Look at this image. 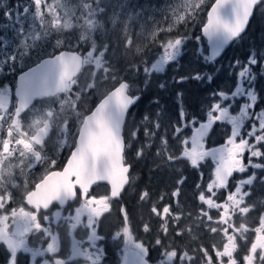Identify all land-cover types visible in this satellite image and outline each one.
Wrapping results in <instances>:
<instances>
[{"label": "snow or ice", "instance_id": "6c2138e0", "mask_svg": "<svg viewBox=\"0 0 264 264\" xmlns=\"http://www.w3.org/2000/svg\"><path fill=\"white\" fill-rule=\"evenodd\" d=\"M204 2L205 0H178L175 5L170 6V9H166V14L167 11H171L174 22L169 24L165 31L170 32L176 24L187 23L189 19H193L198 10H201V5ZM260 2H264V0H216L212 4L207 12V22L202 29L203 35L207 37L213 49L211 56L204 57L205 61L214 60L225 44L244 31L254 6ZM23 12L27 13L28 7H24ZM92 26L93 22L89 21V27ZM65 27L70 30L72 26L67 24ZM20 30L23 32V28ZM50 35L47 32H39L31 37L33 44L22 42L19 54H10V67H14L17 60H23L29 56L31 50L41 47V44L46 42V38ZM68 39L71 38L57 40L53 45L55 49L67 48L68 50H60L58 54H48V58H38L35 67H29L27 71L19 75L18 81L14 82L15 103L10 105V86L0 87V165L5 161L11 165L9 169L0 166V185L4 183L3 177L5 175L11 180L9 190L4 196H0V244L6 246V251L10 255L7 264H17L18 253L30 254L33 261L37 257H56L60 251L57 236L53 234L50 228L41 223L40 216L42 210L47 212L54 203L63 207L66 202L76 199L77 189H79L81 203L75 209V214L67 217V219L73 222L71 227L76 228L77 225L82 224L81 218L86 217V223H83L82 226L88 230L87 239L94 250L81 248L79 244L74 243L72 253L67 260L45 258L42 264H69V261L76 257L91 260L92 264H100L103 252L102 249L96 247V241L101 239L97 234V227L101 223L102 217L110 213L112 198L119 197L125 185L129 183L130 165L125 161L124 152L126 147L130 145L125 144L122 139L121 126L127 111L138 97L129 95V84L122 82L106 98H100L96 107L88 115L87 120L83 121V127L77 123L75 131H73L74 119L75 121L80 120V102L84 95H90L93 92L95 84L82 87L78 80L69 78L64 70L73 66L79 68L81 64L87 65L93 57H95V66L99 70L105 53L101 52L97 56L94 51L90 50L86 56L78 54L74 49L81 42H87L86 34H81L75 44H68L66 42ZM196 39L200 40L201 37L198 36ZM183 43V38L169 39L162 43L163 54L151 64L150 68L145 67L143 71L146 74L163 72L164 66L170 61H175L180 55V47ZM249 62L256 64L257 61L250 57ZM249 74L250 69L245 65L239 76L247 78ZM183 79L186 78L182 77L181 80ZM195 79H201V77L196 76ZM245 91L246 89L241 85L232 95L234 97L240 96ZM219 95L223 99L228 98L224 93H219ZM247 96L253 103L256 101V96L252 91H247ZM34 102H38L39 106ZM246 107L251 108L252 104H248ZM58 110L69 113L68 120L64 123L63 128L58 131V146L63 149L68 138L72 137L78 140V146L72 150L62 171H48L35 184L34 190L26 193L24 203L30 206L32 210L20 206L11 208L9 211L11 204L15 203L12 189L19 188L15 178L17 164L14 162L17 159L19 171L25 177L37 164H45L53 168L57 165V160L46 151V138H50V131L56 128L54 121L59 119ZM213 112L219 114L214 116ZM29 114H31L30 124L34 129V134L31 136H27L26 132L22 130V121ZM245 115L246 112L242 108L241 117L229 116L227 108H221L219 103L214 104L212 111L208 113V123L202 124L197 129L192 137L191 147H185L181 153V156L187 159L193 168H196L206 157H212L216 161L215 178L207 185V191L202 190L200 183L195 185L199 192V202L201 205L207 206V210H201V217H207L208 222H213L210 211L216 209L219 212V219L214 222L222 227H211V232L213 234L222 233L224 237V242L221 244L223 251L216 245L201 246L203 249L202 257L206 264H264V211L257 212V208L264 209V199L253 201L251 205L248 204L249 198L252 196L251 186L254 185L256 176L252 175L247 179L240 180L234 190L228 191L226 199L222 203L217 202L219 193L216 190H224L234 173H246L249 167L264 169V164L252 162V158H264V150L257 146L264 143V118L260 119L259 129L253 126L252 131L248 133L249 137L254 136L255 144L249 143L246 138H240L237 142L243 123L242 117ZM181 116L183 117L182 112ZM260 116L264 117V112ZM221 120H228L231 123V136L227 139L225 146L206 149L204 137L207 130L213 122ZM5 127L7 129L6 134ZM13 129L22 138L14 140ZM258 130L261 132L260 135H256ZM180 131L181 129L177 127L176 133ZM155 134V132L145 131L146 137ZM137 136L138 133L135 132L134 138ZM184 143L186 144L187 141ZM164 146L167 147L166 141ZM246 151L250 154L247 164L243 161ZM140 155L141 152H138L137 156ZM179 158L175 157L172 161ZM185 179L186 177L180 180L178 184L182 185ZM99 182H106L111 186L110 196L90 195L92 186ZM245 186H249L248 191L244 190ZM171 195L178 199L180 188L178 187ZM148 197L149 193L145 191L141 194L140 199L147 200ZM120 211L124 213L123 227L121 231L116 232L115 236L119 237L122 232L125 245L124 264H128L129 257L132 258V264H185V262L193 264L196 260V257L189 255L187 251L181 253L179 250H168L171 248V243L162 247L160 239H157L154 246L162 251L155 261L148 259L150 247L143 242H133L129 228V215L124 208H121ZM151 212L163 221L161 228L165 235H167L168 218L171 217L176 222L182 218L181 215L173 216L172 207L169 205L164 206L162 212L153 206ZM253 212L258 213V226L250 228L244 221ZM54 215L59 218L61 212L56 211ZM237 216L241 217L242 220L240 226L245 228L242 240L247 246L244 255L239 260L237 253L241 250L238 243L240 238L234 239L231 235L237 228L235 223ZM49 219L48 215L43 216L44 221H49ZM151 230L149 224H144L143 231L145 233ZM250 232L255 234V244L249 240ZM30 233H43L44 237L50 238V242L43 248H31L27 243V237ZM176 235L177 237L182 236L183 232H177Z\"/></svg>", "mask_w": 264, "mask_h": 264}, {"label": "rangeland", "instance_id": "374dc122", "mask_svg": "<svg viewBox=\"0 0 264 264\" xmlns=\"http://www.w3.org/2000/svg\"><path fill=\"white\" fill-rule=\"evenodd\" d=\"M214 1L205 0L204 4L201 5V10H198L193 19H189L187 23L176 24L170 32H167L165 29L168 28L169 24L174 22V17L171 16L170 10L166 14V9H170V6L175 5L178 0H99V2L97 0H0V4L4 8L3 13L0 15V87L10 86V105L15 103L11 94L17 74L37 63L40 57H47L48 54L58 53L60 50H68L67 48L55 49L53 47L55 41L70 37L71 39H68L66 42L68 44H75L81 34H86L87 42H81L74 50L85 56L90 50L94 51L97 56L101 52H104L105 55L102 58L99 70L95 66V57H93L88 61L87 65L83 64L82 73L76 79L82 87H86L92 83L95 84L93 92L90 95L83 96L79 106L80 113L91 104V107H94L100 98L104 97L110 89L117 86V83L123 79L125 76V73H122L124 61L127 63L131 59L135 60L137 58L141 63L136 62L135 77L130 78L132 82L131 90L133 91L131 94H140L141 98L144 95L147 99L146 102H150L147 95L150 98L152 94L160 95L156 97L158 100L157 105H153L150 102L147 107H142L146 108V110L143 113L144 117L139 118V120H143L140 122V125L148 130L149 125L153 127V125L162 121L161 124L166 128L165 133L170 135L171 140L174 138V145L179 146L178 151H180L182 147L191 144L192 129L201 123H208V113L212 111L214 104L219 103L221 108H227L232 116L241 117V109L243 108L246 93L234 98H228L225 103L221 101L219 96L215 97L214 94L225 92L228 96H231L238 86L242 85L246 88L250 81L255 79V75L252 76L250 74L247 78H241L239 73L245 65L241 66L237 70L235 82L224 80L219 82L220 85L227 87L226 91L211 90L207 99L201 95L199 99L191 98L189 109L194 110L199 108L193 115L192 120L187 121V118H182L176 122L171 121L168 123L166 114L176 106L170 100L171 95L168 96V90H166L168 84L174 79L176 83L190 79L198 82L204 79L205 76H210L205 70V67L208 66L207 61L204 59L207 56L204 41L202 39L197 40L196 37L199 36V27L203 25L205 14ZM24 7H28L27 13L23 12ZM256 14L260 17V19L258 18L261 21L260 26L264 29V5L259 8ZM89 21L93 22L91 28L89 27ZM67 24L72 26L70 30L65 27ZM21 28H23V32L20 30ZM39 32H47L51 35L46 38V42H43L41 47L31 50L29 56H26L23 60H17L15 66L10 67V54L18 55L21 51L20 46L22 42L30 45L33 44L34 42L31 37ZM159 37H164V39L156 43V52L149 54L154 58L153 61L143 64L142 59L145 58L143 54H148L145 50L146 45L153 43ZM259 37H264V31L259 34ZM175 38L184 39V43L180 47V55L177 59L168 62L164 66L163 72L146 74L143 69L145 67L150 68L151 64L163 54L162 43ZM234 51L235 48L233 47L230 54H233ZM118 66V70L115 71L114 68ZM247 66L250 69L253 65L249 64ZM250 71L253 70L250 69ZM119 75L120 79L118 80ZM196 76H200L201 79H195ZM182 77L187 79L181 80ZM207 81L210 83L209 79ZM241 101L243 103L240 105ZM236 105H240L238 110H235ZM37 106H39V103ZM179 107L182 111V107ZM134 109L136 108L131 110L130 115ZM88 110H85V112ZM85 112L81 113L79 121H75L74 119L73 131H75V125L80 123ZM57 114L59 119L54 121L56 128L50 131V138H46V151L52 158L57 160L58 165L59 161H63L64 163L66 155L72 148L74 137L68 138L70 144L65 145L63 149L58 146L57 134L68 120L69 113L58 110ZM218 114L215 113V115ZM168 118L170 119V116ZM150 119H154V121ZM244 119L245 116L242 117L243 123L240 129V136L237 137V142H239L240 138H245ZM30 121L31 114L26 115L22 121V130L26 132L27 136L34 134ZM137 124L136 117L128 123V135L134 137L135 132H137L135 129ZM219 125L217 131L212 133V138H221L226 143L232 134V125L228 120H221ZM177 127L181 129L179 133H176ZM6 130L5 127V134ZM19 138L22 137L17 135L13 129V139ZM185 141H187L186 144L184 143ZM142 142L143 147L141 150L145 153L148 146L152 145L151 138H146ZM152 161L153 159L149 160V165L144 171V182L146 184L153 183L156 186L171 183L174 171L166 170L160 162L158 165H155ZM14 163L17 164L16 173L22 176L23 173L19 171L18 159ZM159 165H162L160 169H163L165 173L163 171L159 173L153 171L156 168L158 169ZM0 166L4 169L11 168V165L6 161ZM39 168L41 171L47 172L53 167L40 164ZM237 176L240 180L244 179V173H237ZM240 180H236L234 186ZM3 181V184L8 183L10 178L5 175ZM137 210L142 209L138 207ZM140 213L139 211L138 216Z\"/></svg>", "mask_w": 264, "mask_h": 264}, {"label": "flooded vegetation", "instance_id": "af4514ba", "mask_svg": "<svg viewBox=\"0 0 264 264\" xmlns=\"http://www.w3.org/2000/svg\"><path fill=\"white\" fill-rule=\"evenodd\" d=\"M4 8L0 4V15L3 13ZM119 53H121L119 51ZM256 73H250L254 76ZM258 75H264L258 73ZM264 84V81H257L252 79L248 86H246V97L243 109L246 112L244 119V135L245 138L249 140V143L255 144L254 136L249 137L248 133L252 131L253 126L256 129H259L260 114L264 112V85L258 86L257 84ZM13 90V89H12ZM247 91H252L256 96V101L253 103L247 96ZM10 95V94H9ZM12 95V94H11ZM14 100V99H13ZM15 101V100H14ZM16 102V101H15ZM36 104H38L36 102ZM252 104L251 108H247L246 105ZM85 107V104H83ZM140 105V104H139ZM138 105V107H139ZM92 106L89 105L88 110ZM196 109H185L186 114L190 117L191 112H194ZM137 108L133 111L130 117L135 113L136 115ZM84 112L81 111V113ZM215 113L212 114L215 116ZM233 113V112H232ZM228 114L229 113L228 110ZM143 113H140L138 116H142ZM170 116V119L168 118ZM232 116V115H231ZM167 121L170 123L173 120V109L166 114ZM154 121V119H152ZM162 121L153 125V131L160 133L162 139H169L170 135L165 133L166 128L161 124ZM221 121H215L212 123V133L217 131V128L220 126ZM140 125V124H139ZM159 125V127H157ZM149 131V130H148ZM125 129L123 131L124 135ZM212 133L209 137H211ZM261 132L258 130L256 135H260ZM209 137L204 138L205 148L211 149L212 143L209 140ZM151 138L152 145L148 146L145 153L141 151L142 147L140 144L135 147L133 156L129 155V151L126 157L127 164L132 167V178L134 180V186H128L123 189L121 195L111 200V209L109 214H105L101 219V223L97 227V234L101 237L100 240L96 241V247L102 249L103 255L101 256L100 264H124V253L125 245L124 238L121 232L119 237H116L115 234L118 231H121L123 227V217L124 213L120 211L121 208H124L129 215L130 219V232L132 240L135 243L143 242L146 246L150 247V255L148 259L155 261L158 257V254L162 251L160 248L155 247L157 239L162 241V247L167 246L171 243V248L168 250L176 251L179 250L181 253L187 251L189 255L196 257V260L193 264H206V261L202 257L204 247H211L216 245L217 248H220L223 251L221 244L224 242V237L222 233L217 232L213 234L211 232V227H222L221 225L216 224L214 221L219 219V212L216 209L210 211V215L213 216V222H208L207 217H201V210H207L206 205H201L198 200L199 192L196 190L195 185L200 183L202 190L207 191V185L211 183L214 179V171L216 166V161L212 157H206L204 161L200 162L196 168L191 167L190 162L181 156V153L185 147L190 148L191 145L188 144L180 151L171 153V157L166 160L163 155H157V151L154 145V136ZM212 138V137H211ZM213 139V138H212ZM126 140V138H125ZM126 143V142H125ZM224 143L221 141V138L217 139V144ZM70 144V140L66 145ZM128 144V143H127ZM264 150V143L257 145ZM141 152L140 156H137V153ZM249 153L246 151L243 157L245 164L248 163ZM175 157H180L179 159H174ZM153 159V163L158 165L160 162L164 165V169L174 171L171 183L167 185L156 186L153 183L146 184L144 182V171L149 165V160ZM253 163L264 164V158H252ZM168 163V166H166ZM40 164H37L25 177L19 173H16V182L19 185L18 189H12L15 203L11 204V208H16L24 206L27 210H32L30 206L24 203V197L26 193L30 190H34L35 184L42 179L48 171H61L63 169V161H59L57 167L51 168L47 172L41 171L39 168ZM162 166V165H159ZM159 168V167H158ZM157 169V168H156ZM155 169V170H156ZM153 170V171H155ZM159 171L163 169L159 168ZM154 173V172H153ZM165 173V172H164ZM30 175V177H29ZM252 175L256 176L254 185L251 186L252 196L249 198L248 204L251 205L253 201H258L259 199H264V169H253L248 168L247 172L244 173V179L251 177ZM234 177L229 181L228 186L224 190L217 189L219 193L217 197V202L222 203L227 196L229 190H234L236 180H240L237 176V173H234ZM184 180L183 184L180 185L178 182ZM234 179V181L232 180ZM11 180L8 183L0 185V196H4L5 193L9 190ZM180 188V195L177 198L172 197L171 193L177 188ZM245 191L249 190V186H245ZM77 191V198L71 201L66 202V204L61 207L57 203H54L50 206V209L47 212L42 210L40 219L41 223L52 230L53 234L57 236V242L60 246V251L56 254V257L46 256V257H37L35 261L32 260L30 254L18 253L17 264H42L43 259L47 258L49 260L54 258H62L67 260L72 253L73 244L77 243L81 248H89L90 251H93L91 243L88 241V230L82 225L86 223V217H82V224L77 225L76 228H72V221L68 220L67 217L75 214V209L80 206L81 200L79 198V189ZM147 191L149 197L147 200H141L140 196L143 192ZM90 195L101 196L109 195L110 189L107 185H96L92 186L90 189ZM169 205L172 207L173 216L181 215L182 218L179 222L174 221L171 217L168 218L167 222V235L164 234V230L161 228L163 221L158 218L155 214L151 212L153 206L157 207L158 210L162 212L164 206ZM140 207L142 210H137ZM137 210V211H136ZM56 211L61 212L59 218L55 217L54 213ZM141 212L138 216V212ZM222 211V209H221ZM264 209L257 208V212H262ZM253 212L247 217V220L244 221L245 224L250 228H255L258 226V213ZM48 215L50 217L49 221H44L43 216ZM243 215V213H241ZM242 222L241 217L237 216L235 218V223L237 225L236 230L231 234L235 239L240 238L239 245L240 251L237 253V259H241L244 255L247 246L242 240L243 232L245 228L240 226ZM144 224H149L151 231L145 233L143 231ZM183 232L182 236L177 237V232ZM249 240L253 244L256 243V237L254 232L249 233ZM50 242L49 237H44L43 233L29 234L27 237L28 246L31 248H43L46 247L47 243ZM214 254V253H213ZM10 259V255L6 251V246L0 244V264H7V261ZM69 264H92L91 260H85L83 257H76L74 260L69 261ZM187 264V262H185Z\"/></svg>", "mask_w": 264, "mask_h": 264}, {"label": "trees", "instance_id": "16d2710c", "mask_svg": "<svg viewBox=\"0 0 264 264\" xmlns=\"http://www.w3.org/2000/svg\"><path fill=\"white\" fill-rule=\"evenodd\" d=\"M258 18L260 19L259 16L255 15L254 20L252 21L246 36L244 37L243 40H241V42L238 45L234 47L235 51L233 54H230L231 52L230 51L225 56H223L222 59L218 63L214 64L211 67H205L206 72H208L210 76H205L204 79L199 80L198 82L193 81L189 78L190 80H188L185 83V87H187V90L186 88L183 90V94H185V99L182 102L183 106L185 104V107L189 109L191 98L199 99L200 95L204 96V98H208L211 90H217L221 92L226 91L227 87L225 85H220L219 82L222 80L227 81V82H235V76H236L237 70L243 65L251 64L249 62L250 57L255 58L257 61L256 64L250 67V69L253 70L254 73L257 72V74H255V80L264 81V75H258L260 71H264V37H259V34H261V32H263L264 29H262V27L260 26L261 21ZM162 39H164V37H159L153 43L147 44L145 47L146 52L149 54L155 53L156 43L161 41ZM149 54H146V56L148 55L149 58L150 56L151 58H153L152 55H149ZM128 55H131V54H128ZM143 55L145 56V53ZM148 59H145V58L142 59L143 60L142 63L145 64L148 61ZM125 62L126 61H124V68L122 69V73H125V76L123 78L125 81H127L130 84V86H132V82L130 81V78L134 76V73H135L134 70L136 68L135 67L136 61L131 59L127 63ZM118 68L119 66L116 67L114 70L116 71L118 70ZM120 75L118 76V78H120ZM209 77H211V79H209ZM207 79L210 80V83L207 81ZM198 84L200 85L198 86ZM257 85L261 86L264 84L258 83ZM146 104L147 102L145 103L141 102V107L140 105L139 107H137L136 115H133L130 121H132L133 118L135 117L136 119H138V124H140V122L143 121V120H139V118L144 117V115L142 116H138V115L140 113L145 112L146 108H142V107H147ZM138 124L135 127V129L137 130L138 136L136 138L131 137L129 140V145H130L129 155L130 156H133L137 141H143L144 139L149 138L145 136V131L147 129ZM148 130L150 132L156 133L154 135L155 141H154L153 146L155 147L157 151V155H159L160 153L164 152V145L162 142L163 137H161L159 132L153 131V127H151L150 125L148 126ZM171 150H173V146H171ZM161 167L162 166H160L159 168ZM159 168L155 170V173L160 172Z\"/></svg>", "mask_w": 264, "mask_h": 264}, {"label": "water", "instance_id": "95a60500", "mask_svg": "<svg viewBox=\"0 0 264 264\" xmlns=\"http://www.w3.org/2000/svg\"><path fill=\"white\" fill-rule=\"evenodd\" d=\"M216 2V1H215ZM214 2V3H215ZM213 3V4H214ZM261 5V2L260 3H258L257 5H255L254 6V8H253V13H252V15L249 17V20H248V22H247V24L245 25V28H244V31L238 36V37H236V38H234V39H232V40H230L227 44H225L224 45V47L221 49V51H220V54L218 55V56H216L215 57V59L214 60H212V61H208L207 63L208 64H211V63H213V62H216V61H218L221 57H222V55H223V53L235 42V41H237L238 39H240L245 33H246V31H247V28H248V25H249V23H250V21L252 20V18H253V15H254V11L256 10V8L257 7H259ZM211 8V7H210ZM210 10V9H209ZM206 22H207V14H206ZM205 22V23H206ZM202 29H203V27H202ZM202 29H201V36L204 38V40L206 41V47H207V49H208V56H211L212 55V51H213V49H212V45L209 43V41L207 40V37H205L204 35H203V31H202ZM33 67H35V66H33ZM81 68H82V64L79 66V68H76L75 66H73V67H69V68H66L64 71L67 73V75H68V77L69 78H71V79H75L77 76H78V74L80 73V70H81ZM27 71V70H26ZM18 79H19V76H18V78H17V81H18ZM111 94V92L108 94V95H110ZM107 95V96H108ZM106 96V97H107ZM226 96V95H225ZM105 97V98H106ZM221 97V96H220ZM222 98V97H221ZM222 100L223 101H225L226 99H223L222 98ZM137 101V100H136ZM135 104V103H134ZM133 104V105H134ZM132 105V106H133ZM132 106H130V108L132 107ZM129 108V109H130ZM87 118H88V116L85 118V120L84 121H86L87 120ZM123 124H124V121H123V123H122V126H123ZM122 126H121V132H122ZM82 127H83V125H82ZM200 127H198L197 129H199ZM197 129L196 130H194L193 131V135L196 133V131H197ZM209 132V129L207 130V133ZM220 147H223V146H220ZM220 147H217V148H220ZM102 183H106V182H102ZM107 184V183H106ZM110 186V185H109ZM125 186H127V185H125ZM110 190H111V186H110ZM128 264H132V258L131 257H129V260H128Z\"/></svg>", "mask_w": 264, "mask_h": 264}]
</instances>
